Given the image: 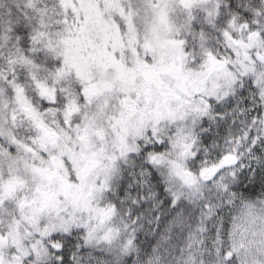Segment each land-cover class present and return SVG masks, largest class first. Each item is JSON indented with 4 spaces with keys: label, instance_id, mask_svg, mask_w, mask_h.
Masks as SVG:
<instances>
[{
    "label": "snow or ice",
    "instance_id": "snow-or-ice-1",
    "mask_svg": "<svg viewBox=\"0 0 264 264\" xmlns=\"http://www.w3.org/2000/svg\"><path fill=\"white\" fill-rule=\"evenodd\" d=\"M0 264H264V0H0Z\"/></svg>",
    "mask_w": 264,
    "mask_h": 264
}]
</instances>
